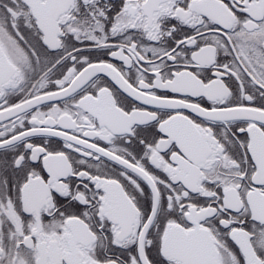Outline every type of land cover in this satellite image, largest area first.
<instances>
[{"label": "snow or ice", "instance_id": "snow-or-ice-1", "mask_svg": "<svg viewBox=\"0 0 264 264\" xmlns=\"http://www.w3.org/2000/svg\"><path fill=\"white\" fill-rule=\"evenodd\" d=\"M0 264H264V0H0Z\"/></svg>", "mask_w": 264, "mask_h": 264}]
</instances>
